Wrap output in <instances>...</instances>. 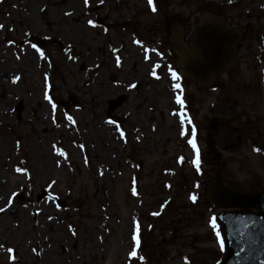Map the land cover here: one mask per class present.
Returning <instances> with one entry per match:
<instances>
[{
  "label": "rangeland",
  "instance_id": "1",
  "mask_svg": "<svg viewBox=\"0 0 264 264\" xmlns=\"http://www.w3.org/2000/svg\"><path fill=\"white\" fill-rule=\"evenodd\" d=\"M99 1L90 0L89 11L84 0H70L57 8L53 38L44 39L40 58L31 47L18 48V42L13 48L6 43L9 22L0 15V126L4 131L31 130L30 123L46 117L51 123L46 131L36 128L34 137L31 133L20 138L47 137L55 152L52 163L44 162L47 177L35 163L10 180L14 167H0L4 174L0 198L22 186L51 194L35 206L40 225L28 214L7 223L0 220V251L5 244L19 248L27 241L32 243L30 252L33 247L40 252L39 244L43 245L45 251L40 253L46 257L32 256L20 264H72L69 255L55 256L60 254L59 245L67 243L78 245V264H216L222 252L206 226L207 217L220 211L210 195L214 179L243 192H264V0H153L155 12L148 0H104L102 7L96 6ZM205 13L249 32L238 47L235 67L220 73L216 84L201 88L179 72L172 44L189 43ZM98 15H105L106 29L95 21ZM160 39L174 52L172 67L166 70L175 71L179 80L163 72L149 75L155 65L167 64L154 49ZM27 55L39 62L27 66ZM134 61L138 69L127 74V63L133 67ZM110 74L117 76L115 83ZM46 75L54 110L43 98ZM133 83L140 87H129ZM174 84L180 85L179 90ZM70 94L77 103L70 102L64 112L58 100L69 101ZM121 95L126 103L114 113L120 121L109 124L107 103ZM176 95L184 99V111L192 121L185 125L186 136L180 134V117L174 115L180 111ZM219 102L233 104L236 117L228 126L238 130L241 138L237 147L222 153V169L214 166L210 154L215 146L209 143L210 127L219 124L212 107ZM192 126L200 174L187 143ZM9 136L15 141V134ZM62 149L64 157L58 155ZM189 195H196L197 201H190ZM74 200L82 201L83 207L74 208L70 204ZM134 221L140 225L141 243L137 256L131 257ZM0 264H10L6 255L0 256Z\"/></svg>",
  "mask_w": 264,
  "mask_h": 264
},
{
  "label": "flooded vegetation",
  "instance_id": "2",
  "mask_svg": "<svg viewBox=\"0 0 264 264\" xmlns=\"http://www.w3.org/2000/svg\"><path fill=\"white\" fill-rule=\"evenodd\" d=\"M43 2H50V3H47L45 6H41V3ZM67 2L69 1L59 0V2L56 3L55 1H49V0H0V15L1 16L4 15L7 19V22H9L7 26L9 29V33H8V37H6V43H10V46L13 48H15L13 43H18V42L20 43L16 45V47L18 48H27V47H31L32 44H36L37 47H39L41 51H43L44 48L42 46L44 45L43 44L44 39L46 38L47 39L46 41H51L53 38L52 32L54 30V23H53L52 17L55 14V10L61 7L62 4H66ZM103 2L104 0H102V2L99 1L98 5L96 6L102 7L104 4ZM91 8L92 6L90 3V0H88V6L86 7L84 4V9L86 11H89V9ZM94 18H95V21L103 27V29H106L108 27L107 24L104 23L105 15L104 16L98 15V16H95ZM7 22L5 23L7 24ZM43 28H45V30H43ZM241 29L243 30V37L246 38V36H248L249 28H241ZM15 37L20 40L15 39L16 40L15 42L14 41ZM191 41L192 39L190 40L189 43H185L183 41V44H186L188 49H190ZM241 41H243V39L240 40L239 43L234 48L235 49V59H236L238 49H239L238 47ZM157 45L158 46L155 47L154 49L157 52H159L160 55L163 56L167 64L164 66V68L163 67L158 68L156 70V74L163 72V74L169 77L171 73L166 69L172 67V64H171L172 55L174 52L172 51V48L168 49L167 43L163 39H160V42ZM172 45L179 57L180 43H173ZM33 50L35 52V49ZM34 56L40 58L39 53L35 52ZM170 57H171V61H170ZM35 62H39V59L32 58L28 55L26 56L27 66ZM177 68L179 72L181 73L179 62L177 64ZM125 69L127 70V74H128L129 72H132L133 69L137 70L138 67L133 66V67L125 68ZM109 76H110L111 82L115 83L117 80V76H115L114 74H110ZM6 79L7 77L3 78V80L5 81ZM23 82H25L24 79H23ZM133 85H135L136 90L140 87L139 83H135V84L133 83ZM198 86L201 88H207V87H202L200 85ZM70 96L72 97V94H70L69 97ZM119 98H123V102L121 105L126 103L127 98L124 97V95H121V96H118V98L116 99H110L107 103V108L109 106L110 101L113 102V101L118 100ZM61 107L64 112H68L64 110V106L61 105ZM117 108L115 110H117ZM115 110L111 112L110 116L107 117V120H111L114 123H119L120 117L118 118L114 114ZM32 115L36 116L37 115L36 111H33ZM233 116L234 117L231 119V121H227L222 118L219 119L214 116L215 120H217L219 124L214 129L210 127L211 130L209 133V137H210L209 143L210 144L212 143L215 146L214 151L210 154V158L212 159L214 166L219 167V169L224 168V162L222 161V153L229 152L230 150H232V148L237 147L241 143L239 131L236 130L234 127L228 126V124L234 121L236 117V115H233ZM46 120L47 118L43 117L41 118V120H39L38 123H30V125L27 127L32 126L31 130H19V128L17 127V128H8L7 131H4L5 127L0 126V167L2 168L3 167L9 168L10 166L14 167L13 169H11L13 173L8 174L7 178H9V180H10V177L19 178L20 176L18 173H16L18 171H16L15 166H20L19 169L21 170L23 167L28 166L29 164H32V163H35L36 165H41L43 168L40 173H43L44 176L46 177L49 176V170H46L44 166V162L52 163L54 161L55 152L53 151V147H54L53 143L49 141L47 137L42 138L40 140L36 138H32L31 140H26V141H22V139L20 138L23 136L27 137V135H31V133L33 135L32 137H34L36 134L35 133L36 128H40V129L43 128L42 130L46 131L47 130L46 127H48L51 124L49 122H46ZM151 121L152 122L154 121V117L151 118ZM220 127H223L225 129L232 128L236 130L239 133V137H238L239 143L235 146L230 147L228 141H226L223 147H219V145L216 142V139L214 138V131L220 129ZM11 133L15 134L16 136L15 141L11 136H9V134ZM17 138H20V140ZM11 140H13V142ZM40 143L42 144L40 145ZM50 148H51V151H50ZM61 152H64V150L62 149ZM59 156L64 157L63 155H59ZM51 172L55 173V169L52 170ZM29 174L32 178H33V175L35 176V173H33L32 171ZM3 176L4 174H0V180H3ZM25 176L26 177H24L23 179L28 180L29 177H27V175ZM36 177H39V175H37ZM223 186H227V185L222 184L219 178L216 177L214 179V182H213V185L210 191L211 197L213 198V191L216 188H222ZM13 192L15 193V195L11 193L8 196H3L2 198H0V207L5 208L4 212H0V220L3 219V221L7 223L12 220H19L21 217H23V214H25L27 218V214H28V216L33 219L32 220L33 222L37 221V224L40 225L39 224L40 213H39V210L36 209L35 206H38L43 203L42 196H44L45 198H50L51 194L45 189L35 191L34 188L32 187L27 188L25 186H22L19 189L14 190ZM9 199H11V204H8ZM60 204L64 206L65 202L60 201ZM23 209H27L25 213H23ZM36 229L38 228L35 227L34 231ZM28 244H32V243L25 241L24 246L19 247L21 248V250L19 248H15L14 246L10 247L9 245L5 244L0 251V256L3 257L6 255L7 263H10V264H15V263L20 264L23 261V259L24 260L32 259V256H34L35 259L37 257H39L40 259H42L43 257H46L44 254L40 253V252L45 251V248L42 247L43 245L39 244L40 252H39L38 247H33L30 252V247ZM59 247H60V254L55 255V256L58 257L62 255H69L67 257L68 258L71 257L73 259L70 262H72V264H78V261L76 260L77 258L76 252L78 249V245L76 244L68 245L67 243H61ZM52 248L54 249V247ZM82 264H88V263L83 262Z\"/></svg>",
  "mask_w": 264,
  "mask_h": 264
},
{
  "label": "water",
  "instance_id": "3",
  "mask_svg": "<svg viewBox=\"0 0 264 264\" xmlns=\"http://www.w3.org/2000/svg\"><path fill=\"white\" fill-rule=\"evenodd\" d=\"M194 30V37L191 42L193 51L188 50L186 45L180 46L181 59L179 60L180 70L183 75L189 77L194 83L202 87H207L215 82L218 73L229 70L234 67V46L243 38V33L236 27L226 25L224 20L218 16H212L205 13L200 19L199 24ZM74 103L77 102L75 97H71ZM123 102V98L109 102L107 117ZM67 110L69 103L61 102ZM214 115L217 118L231 120L233 118L230 112V104L221 102L213 107ZM214 137L219 147H223L228 141L230 147L238 144V134L230 129L220 127L214 131ZM224 191L228 193L227 198L218 199L217 193ZM214 205L221 209L232 208L235 211H224L219 216L245 217L250 222L257 224L256 247L264 248V193H243L223 186L213 191ZM75 208L83 207L79 200L72 204ZM222 229V238L225 241V250L219 260V264H236V244L230 242L231 236H228L224 229V221L218 220ZM264 260V254H260L258 259L248 260L244 264H260Z\"/></svg>",
  "mask_w": 264,
  "mask_h": 264
},
{
  "label": "snow or ice",
  "instance_id": "4",
  "mask_svg": "<svg viewBox=\"0 0 264 264\" xmlns=\"http://www.w3.org/2000/svg\"><path fill=\"white\" fill-rule=\"evenodd\" d=\"M102 2V0H101ZM153 0H148V5L152 7ZM229 3H231V0H229ZM84 4L87 7L88 6V0H84ZM152 11L155 12L156 9L155 7H152ZM66 15H70L69 13H65ZM89 25H92L95 27L93 22L91 20L87 21ZM2 27V26H0ZM134 43H138L137 41H134ZM31 47L35 49L36 53H39L41 56H43V53L41 52V49L37 47L36 44H32ZM147 51V50H146ZM154 51V50H153ZM19 58V57H17ZM71 59V57H70ZM144 59H148V56L146 55ZM116 65H120V60L119 58L116 59L115 61ZM162 67L161 65L157 64L154 66V68L149 72V75H156V69ZM171 76L173 80H179L180 77L177 75L175 71H172L169 69ZM158 78V77H157ZM16 79H19L18 77ZM47 75L45 76V90L43 93V98L52 105L53 110L55 109L56 105L52 103V99L49 96L48 92V85H47ZM13 83L16 82L14 79L12 81ZM129 87H135V85H130ZM173 87L177 90H179L180 85L179 84H174ZM215 91V89H213ZM175 103L179 106L180 111L178 113H174V115H178L180 117V125H181V132L180 134L182 136H186L187 133L185 131V125H192L191 119L188 118L187 113L184 111L185 109V101L182 99L180 95H176L174 97ZM69 120L72 119L71 116L68 117ZM107 123L111 124L113 121L109 120ZM191 137L190 139L187 140L188 145L191 147L193 153H194V159L192 160V164L195 166V170L197 174H200L201 168H200V154H199V149L197 146V143L195 141V135H196V129L194 126L191 127ZM121 137L124 136V133H120ZM254 152H259V148H253ZM59 155H64L63 152H60ZM182 158L178 159V162H180ZM20 169H16V171H19ZM102 174V173H101ZM55 183V181H53ZM166 187H170L169 185H166ZM196 187H199V185H196ZM133 195H136L135 188H133L132 191ZM15 195V193H13ZM228 193L224 191H220L217 193V198L218 199H225L227 198ZM188 199L195 203L198 199L196 195H189ZM8 204H11V199L8 200ZM163 207V205H161ZM5 208L0 207V212H4ZM153 216H158L160 215L159 212H153L151 213ZM218 220L224 221V229L227 233L228 236L232 237V240L230 242H234L236 244V251H235V257H236V264H244V262L252 259H258L260 254H264V248L257 249L256 247V229H257V224L252 221L250 222L249 219H246L245 217H229V216H219L216 213H212L207 217L206 220V226L209 229V234L214 237L215 244L219 248L221 252L225 250V241L222 238V229L220 225L218 224ZM151 227V226H149ZM131 240L133 242V248L131 252L129 253V256L131 257H136L137 256V249L140 246L141 240H140V225L137 221L133 222V229H132V235H131ZM11 251V250H9ZM140 260H143V257H139ZM219 264V262H217ZM260 264H264V260L260 261Z\"/></svg>",
  "mask_w": 264,
  "mask_h": 264
},
{
  "label": "bare ground",
  "instance_id": "5",
  "mask_svg": "<svg viewBox=\"0 0 264 264\" xmlns=\"http://www.w3.org/2000/svg\"><path fill=\"white\" fill-rule=\"evenodd\" d=\"M131 59H132V58H130V59L128 60V62H131ZM127 64H128V65L126 66V68L130 67V64H129V63H127ZM132 64H135V61H134ZM136 64H137V63H136ZM136 64L134 65L135 67L138 65V64H137V65H136ZM41 112H43V110H42Z\"/></svg>",
  "mask_w": 264,
  "mask_h": 264
}]
</instances>
